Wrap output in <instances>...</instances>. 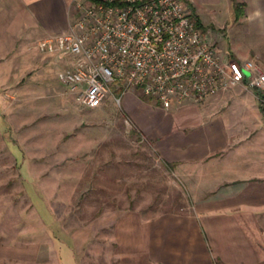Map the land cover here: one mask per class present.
I'll use <instances>...</instances> for the list:
<instances>
[{"label":"crops","instance_id":"obj_1","mask_svg":"<svg viewBox=\"0 0 264 264\" xmlns=\"http://www.w3.org/2000/svg\"><path fill=\"white\" fill-rule=\"evenodd\" d=\"M74 1L0 0V18L12 20L7 28L9 35L39 40L68 30ZM182 2L223 58L253 60L264 70V0ZM235 2L240 4L239 14ZM15 44L0 42V51L14 50ZM38 52L54 69L73 62L72 56ZM29 63L25 58V70L19 71L16 59H0V117L4 116L8 125L14 122L15 130L16 122L26 112L5 104V99L14 98V94L27 95L32 78ZM261 96L264 89L238 86L202 104L187 103L166 110L154 99L126 93L122 110L151 141L172 179L181 182L188 202L180 210H126L114 218L103 217L98 223L110 228L109 234H95L94 222L86 232L72 231L68 250L62 232L53 230L55 222L65 226L62 215L48 203L47 181L43 188H37L44 200L42 208H36L25 184L17 194L9 193L17 176L12 171L19 161L9 150V142L2 135L5 126L0 122V181L7 179V183H0L7 186L0 192V264H83L86 246V256L97 254V239L103 244L104 264H264ZM26 155L27 168L35 179L51 177L44 165L46 158L32 157L29 152ZM17 195L23 196L25 205H16ZM15 210L21 211L17 214L21 221L18 226ZM45 212H50V218ZM36 232H40L38 240L32 236Z\"/></svg>","mask_w":264,"mask_h":264},{"label":"rangeland","instance_id":"obj_2","mask_svg":"<svg viewBox=\"0 0 264 264\" xmlns=\"http://www.w3.org/2000/svg\"><path fill=\"white\" fill-rule=\"evenodd\" d=\"M11 22L10 18H0V42L15 41L16 47L14 50H1L0 59H16L19 71L25 70V58L28 62L30 60L28 68L32 78L27 95L14 94V98L5 99V104L16 109L24 108L26 112L24 117L21 116L22 120L16 122V130L14 122L8 125L5 117H0L2 126H5L2 135L19 161L12 171L17 176L9 193L17 194L25 184L36 208H42L44 200L37 188H43L47 181L48 203L62 215L65 226L62 228L60 222H55L53 230H59L66 238V250L74 234L72 231L86 232L94 222L97 224L95 234L101 237L109 234L110 228L104 229L102 223H98L103 217L114 218L126 210L147 213L180 210L187 204L189 196L182 194L181 182L172 179L173 175L162 164L151 141L134 126L113 95L98 108H86L60 81L59 73L63 68L54 69L52 63L43 62L39 49L36 50L37 38L33 36L25 40L7 33ZM112 91L119 94L115 86H112ZM124 100L125 96L122 105ZM23 121L26 122L24 125ZM20 142H24L25 147ZM27 152L32 157L47 159L44 165L51 177L42 181L35 179V174L32 175L27 168L28 160L24 158ZM0 183H7V179ZM5 186L0 185V192ZM16 200L18 207L25 205L23 196L17 195ZM13 213L18 226L21 221L17 214L21 211ZM29 213L33 215L34 210ZM49 214L45 215L49 217ZM32 236L38 240L40 232ZM98 241L94 246L99 256H86V246L83 264H104L101 256L103 244Z\"/></svg>","mask_w":264,"mask_h":264},{"label":"built area","instance_id":"obj_3","mask_svg":"<svg viewBox=\"0 0 264 264\" xmlns=\"http://www.w3.org/2000/svg\"><path fill=\"white\" fill-rule=\"evenodd\" d=\"M36 47L73 57L59 79L89 108L111 94L122 106L130 91L170 110L238 86L264 89L261 66L223 58L182 0H75L68 30Z\"/></svg>","mask_w":264,"mask_h":264},{"label":"trees","instance_id":"obj_4","mask_svg":"<svg viewBox=\"0 0 264 264\" xmlns=\"http://www.w3.org/2000/svg\"><path fill=\"white\" fill-rule=\"evenodd\" d=\"M235 10L237 12V14H239V10H240V4L235 2ZM197 24L200 26V22L197 19ZM261 99L264 101V96H261ZM264 103V102H263ZM264 105V104H263Z\"/></svg>","mask_w":264,"mask_h":264}]
</instances>
